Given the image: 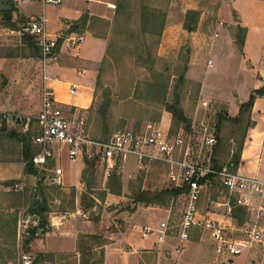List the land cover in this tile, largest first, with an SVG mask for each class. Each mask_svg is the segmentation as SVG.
<instances>
[{"label":"rangeland","instance_id":"rangeland-1","mask_svg":"<svg viewBox=\"0 0 264 264\" xmlns=\"http://www.w3.org/2000/svg\"><path fill=\"white\" fill-rule=\"evenodd\" d=\"M124 1L131 3L135 26L138 24L137 16L142 1L162 9L166 13L159 42L156 45L152 44L150 48L152 66L150 63L142 66L137 65L135 58L122 53L120 47L122 44L121 26L114 25L113 20L116 6ZM10 5H13L11 21L14 22L17 29H11L8 26L4 14L0 11V110H13L35 115L36 104L40 100L42 65L38 57L29 56L31 49L28 42L22 41L23 36H29L23 32V26L29 18L19 13L17 6L22 10L28 9L31 14L36 15L40 13L41 5L33 2L20 4L12 1ZM188 9H195L199 12L197 26L191 32L183 27L184 13ZM85 12L89 15L103 17L107 23L89 18L85 26L71 30L72 32L82 31L85 33L84 45L80 49V58L76 59L78 60L77 64L73 65V68L64 77L56 64L47 63L46 73L51 77L55 75L60 77L61 84L60 86L55 84L53 91L57 101L63 98L62 95L65 93L70 96L72 101H75L74 99L81 92L82 87H89L94 82L93 99L90 105H93L94 109L97 108L104 101L105 95L109 96L110 104L106 110L105 120L94 110H87L88 107L80 110L71 109L73 113L68 112L69 109L65 108V114L73 115L71 116L73 118L82 115L86 120L90 136L96 138L106 137L105 134L111 135L119 130L142 129L147 123L160 126L170 134L182 132L184 136L188 137V140L194 141V154L201 149L200 157H205L207 148L200 142L203 132L206 130L216 137L217 113L225 110L229 116H235L238 110L236 105L239 106V102L241 103L244 98H247L244 96L253 81L249 75L252 74V71L250 73L248 68V55L250 58L254 56L257 60L260 57L264 58V30L257 33L256 38L261 36V40L255 41V38L252 37V42H250V39L248 41L245 39L247 32L242 26L243 22H248L253 27H264V0H62L60 4L47 3L43 6L47 31L65 33V30L74 25L78 17ZM220 21L223 23L222 25L219 24ZM254 32H252L253 35H256ZM101 33L105 35V38L94 39L97 34ZM242 35L244 40L240 43L239 39ZM110 40L112 46L109 58L99 66L97 62H100L104 56L106 45ZM95 47H97V52L103 48L101 58L92 66L82 63L83 57L91 50H95ZM210 59L212 64L209 66L208 60ZM184 65L187 67L184 71L186 82L180 89V105L190 120V127L185 128L181 125L176 130L170 126V113L165 111L162 105L147 102L139 96L140 93L133 95V91L136 85L139 86V90H142L143 81L150 76V67H153L154 70L164 71L170 76L166 99L171 100L173 85L179 75L178 72ZM79 67L84 70H81L82 76L76 74ZM64 81L79 84L75 90L76 93L70 94ZM202 84L204 88H202ZM158 112L161 113L160 118L153 121L152 118ZM103 124H106L109 132L102 131ZM233 128L234 126L230 122H225L218 133L220 142L217 157L221 162L226 161L228 155L235 150L236 141L239 138L236 134L243 133L244 141L249 135L250 127L245 132L234 131ZM8 131L7 129L0 133V155L9 152L11 157L17 158L20 144L15 138L3 136ZM14 131L17 130L14 129ZM49 160V166L44 168L46 178L56 166L53 159ZM113 171L118 178L111 179ZM85 177L91 187L86 189L84 184L81 195L88 191L86 193L93 199L97 197L100 201L98 204L95 202L92 215L99 217L100 213L109 212L106 218L111 222L115 220L117 214L123 211L128 213L131 205H136L131 195L138 187L153 190L174 186L169 181L168 167L164 163L148 160L139 163L134 155H128L107 176L104 166L95 163L94 171H86ZM35 179L33 175L22 174L15 180L18 184L16 189H14L15 183L3 186L4 184L1 182L0 189H9L20 194L19 187L23 185L24 207L27 208L29 200L33 198L31 196L33 186L31 185ZM110 185L120 187V192H110V188H108ZM211 189H208L202 198L201 207L204 210L222 207L212 204L211 201L222 202L226 195L225 189L218 180L213 183ZM213 194L216 195L213 197ZM70 195L69 189L64 190L49 184L47 192L49 209L56 210L61 216L60 212L70 209L67 207L71 200ZM28 196H31L29 200ZM55 197H59V202ZM5 199V194L0 193V204ZM36 200L39 201V196L36 197ZM183 200L181 197H177L168 206L156 205L162 208H141L137 217L142 223L145 220L159 223L165 217L163 209L168 208L173 224L181 216ZM117 221L119 222V219ZM133 226L142 225L134 223ZM172 241L174 247L178 241L177 239ZM209 241L214 246V240L209 238ZM182 245L185 246V242H182ZM173 247L171 248L173 249ZM243 251L245 249L238 255ZM13 260L15 264H19L18 250H16ZM66 261L69 262L68 264H72L70 258ZM190 261L192 262V259Z\"/></svg>","mask_w":264,"mask_h":264},{"label":"built area","instance_id":"built-area-1","mask_svg":"<svg viewBox=\"0 0 264 264\" xmlns=\"http://www.w3.org/2000/svg\"><path fill=\"white\" fill-rule=\"evenodd\" d=\"M26 4L28 2L41 5L40 13L29 18L23 26V32L32 36L39 51V61L42 65L40 109L35 114H25L13 110H0V133L10 128L22 133L31 132L36 128L38 133L32 135V141L39 145V151L31 158L33 164L47 168L49 159L64 150L69 159L78 157L94 160L104 166L105 175L110 172L128 155L137 157L139 163L146 160L159 161L168 167L169 181L174 186L187 185L188 192L183 200L180 218L172 224L170 216L161 221L157 227L149 225L137 226L142 237L154 236V245L158 246L167 239L170 229H175L178 243L173 247L175 255L184 249L191 229H198L207 234L215 243V251L220 256L226 253L228 257L238 255L242 250L253 245L259 246L264 256V227L259 225V219L264 215V180L256 176L230 171L226 166L216 169L211 163L212 147L215 136L203 132L200 142L206 146L205 157L201 158L200 150L193 152L194 141L188 140L182 132L170 134L160 126L147 123L142 129L119 130L113 132L107 139H97L90 136L86 120L82 115L71 117L64 113L54 97L52 88L48 85L50 76L46 73L47 63H58L62 55L80 56L85 33H50L46 28V17L43 13L44 4H60L62 0H10ZM220 25L223 23L220 21ZM217 35V34H215ZM211 59L208 60L210 66ZM78 76L82 75L77 70ZM58 78V76H56ZM68 90L74 94L76 85L69 83ZM208 175L214 176L227 190V212L230 211L229 198L233 196L235 203L246 206L253 215L250 225L240 237L231 238L226 234L225 225L213 218L199 213L198 200L202 182ZM47 182L63 185L62 168L55 166ZM18 185L15 184L14 189ZM23 189V185L19 187ZM62 217L80 216L87 218L89 212L82 208L66 209L60 212ZM34 215L24 206L17 217V245L19 264H33V256L22 249L28 229L32 227ZM9 264H14L10 262Z\"/></svg>","mask_w":264,"mask_h":264},{"label":"crops","instance_id":"crops-1","mask_svg":"<svg viewBox=\"0 0 264 264\" xmlns=\"http://www.w3.org/2000/svg\"><path fill=\"white\" fill-rule=\"evenodd\" d=\"M82 6L84 7L85 5ZM17 8L18 12L25 17L31 18L34 16L30 13V11H28V9L22 10L18 6ZM103 12H105V10ZM243 23L244 24H242V26L245 27L247 32V35L245 36L247 41L250 39V42H252V37L255 38V41L259 39L261 40V36H258V38L256 37L258 32L264 30V27H253L252 24L248 22ZM253 31H255L254 34L256 35H253ZM94 39L100 38L96 37ZM83 45L84 42L82 47ZM102 49L103 48L97 52V47H95V50H91L87 55L84 54L85 56H82L84 58L82 63L90 64L92 66L93 63L97 62L101 58L103 54ZM77 58L80 57H72L65 53L62 55L59 62L56 63V66L57 68L59 67L62 76H67V72L73 68V65L77 64ZM247 61H249L248 68L250 73L252 71V74L249 75L253 81L244 97H247L252 89L258 88L264 83V58L260 57V59L257 60L254 56H251L250 58L248 55ZM78 69L84 71L81 67ZM59 80L60 77L57 78L56 75L52 77L50 76L48 79V85L53 91L55 89V84L60 86L61 81ZM69 83H74L76 85V89L79 87V84L75 82L64 81V84L67 86H69ZM93 83L89 87H82L81 92L74 99L75 101H72L70 96L66 93L65 95H62L63 98L60 100L58 99V103L62 110L65 111V108H67L69 109L68 112H71V109L80 110L89 107L93 99ZM202 88H204L203 84ZM245 99L246 98H244V100ZM237 106L238 105H236V108L238 109ZM36 107L37 113L40 109V100L36 104ZM250 116L252 124L249 128V135L243 143L240 154V163L236 170L240 173L256 176L259 179L264 180V96H257L255 98ZM34 143L35 142L32 141V144L36 145V143ZM19 144L20 154H17V158L13 156L11 157L9 152H5L6 154L2 153L0 155V182L8 183L4 185L2 184L3 186H10L12 181L17 180L20 175L25 174V163L22 160V146L21 143ZM53 160L55 162L54 165L62 168L63 185L58 187H61L64 190L69 189L71 192V200L67 207L70 209L81 208L79 199L82 191L84 190L85 184L82 177L86 167L84 158L78 157L76 159H69L63 150L61 153H56ZM35 178L36 179L34 180L33 185H31L33 186L31 196H33L36 200V197L39 196V192L41 191L42 193H45L47 197L49 184L51 183L46 182L45 180L43 183H39V178ZM215 181H217V179L212 182L207 181L201 184L200 196L198 200L199 213L206 217L221 221L226 227L227 236L231 238L240 237L244 230L250 225L253 215L246 207L248 215L242 224H238L237 221L230 216V211L227 212L226 202L228 201V193L223 186L222 187L226 192L223 201H211L212 204L221 205L222 207H213L215 208L213 210H204L201 207L202 198L205 196L207 190L211 189ZM15 184L18 185L17 183ZM34 190H36L35 196ZM20 191L21 193L18 194L17 192L9 189H0V193L5 194L6 198L5 201L0 204V264H9L10 262H13V259L16 256V250H18L16 233L17 217L21 207L24 206L25 197L24 188ZM214 195L216 194H213V197ZM31 196L27 197L28 200ZM58 198L59 197H55L57 200ZM94 200L97 204L100 202L97 197ZM141 208L154 209L162 207L142 204L131 205L130 212H120L117 214L113 222L106 218L109 212L100 213V216L97 217L98 220H96L90 216L87 218L80 216L62 217L56 212V210L49 209L46 212L48 230L41 235L44 238V249L41 250L43 252L41 264H68L69 262L66 261L68 258L71 259L72 264H79L80 253L77 250L78 237L82 234L100 233L107 238V242L100 247L93 248V250L102 248L103 256L101 264H264V256L257 245L246 248L245 251L237 256L228 257L226 253L219 256L215 251L216 243L212 246L213 244H210L209 241L210 237L198 229L190 230L188 240L185 242L184 249L180 255H175L173 253V249L171 248L173 247L172 240L176 239V232H174L175 230L173 229L169 230L167 239L164 243H160L158 246H155L153 244V235L142 237L140 232L137 230V226L133 225L136 223L157 227L161 221L170 216L169 209H163L165 217L162 218L159 223L146 220L142 223L137 217L138 212L140 214ZM93 212L91 214H93ZM33 215L34 222L32 227H37L39 217L35 213ZM117 219H119V222ZM258 222L259 225L264 227V215ZM111 226L115 230L110 232L107 228ZM40 230L41 228H39V231ZM191 259L192 262L190 261Z\"/></svg>","mask_w":264,"mask_h":264},{"label":"trees","instance_id":"trees-1","mask_svg":"<svg viewBox=\"0 0 264 264\" xmlns=\"http://www.w3.org/2000/svg\"><path fill=\"white\" fill-rule=\"evenodd\" d=\"M9 3L11 4V1L9 0ZM5 11L2 12L4 14V19L6 20V23L8 26H10L11 29H17L14 22L11 21V12ZM130 2H120L115 9V15L113 24L121 26V50L123 54L130 55L133 58H135V63L137 65H147L150 63L152 66V55H151V45L158 44L159 38L164 26L165 22V11L153 6H150L145 1H142L139 6V15L137 16L138 24L135 26L133 23V12ZM199 12L195 9H188L184 13V21H183V27L187 31H193L197 26V20H198ZM97 20L98 22H105L106 19L103 17L97 16V15H89L87 12L82 13L74 25L67 28L65 30V33L72 32L71 30H75L78 27L85 26L88 19ZM242 30V29H241ZM244 31V30H242ZM96 37L105 38L104 34H97ZM244 40V36L242 35L239 39V42L241 43ZM23 42H28V45L31 49V53L29 56L32 57H39V51L38 47L36 45V42L32 36H23L22 37ZM112 41H108L106 45V50L104 53V56L100 60V62H97V64H100L106 62L109 58V52L111 51V45ZM110 48V49H109ZM145 58L146 60H144ZM150 61V62H148ZM186 65L182 68V70L179 73L176 82L173 85V91H172V99L167 100L166 99V93L169 87L170 83V76L165 73L164 71L160 70H154L153 67H150V76L146 78L143 81V88L142 90H139V86L136 85L135 90L133 91V95H137L140 93V97L144 98L147 102L150 103H159L162 105L163 109L170 113L171 123L170 126L174 127L176 130L178 127H181L183 125L185 128L190 127V120L185 115L181 105V94L180 89L182 85L186 82V78L184 77V71L186 70ZM144 92V94H143ZM257 96H264V83L255 89H252L249 94L247 95V98L239 103L238 110L235 116H229L227 114V111L218 112L216 115V122H215V132H216V138L218 140L215 141L212 147V156H211V163L213 167L216 169H220L223 166H226L230 171H235L240 163V154L244 143V134H236V136H239V138L236 141L235 150L228 155V159L226 161H219L217 157V153L219 150V131L221 129V126L225 122H230L234 128V131H242L245 132V130L251 126L252 120L250 116L251 108L254 103V100ZM110 104L109 96L105 95L104 101L101 102L97 108L94 109L93 105H90L87 110H94L95 113H97L102 119L105 120L106 117V110ZM161 116V113H156L155 117H153V121L159 119ZM172 128L170 127V130ZM134 130V129H133ZM137 130V129H135ZM102 131L105 133L109 132L108 128L106 127V124H103ZM172 131V130H171ZM236 132V133H238ZM38 131L36 128H33L31 132L22 133L20 131H14V129H10L7 133H4L6 137L15 138L19 143H21L22 146V160L24 161V173L27 175H33L35 177L39 178V183H43L46 177L44 176L45 169L39 167L38 165L33 164L31 158L34 154H36L39 151V145H33L32 144V135H36ZM235 134V133H234ZM106 137H97V139H107L110 135L105 134ZM109 135V136H108ZM94 137V136H93ZM96 138V137H94ZM35 144V143H34ZM36 150V151H34ZM50 161V160H49ZM86 167L83 172V179L86 184V189L90 188V182L85 178V173L88 170L94 171L95 167V161L94 160H88L84 159ZM49 166V163H47V167ZM112 178H118L115 174V171L111 173V179ZM216 180V178L212 175H208L204 179H201L200 182L205 183L207 181L212 182ZM11 182V181H10ZM11 183H16V181H12ZM8 184V183H3ZM110 188V192L112 193H119L120 187H113L112 185L108 186ZM88 191H85L81 195L80 198V205L81 208L87 212H89L94 204L95 201L93 197H91L88 193ZM188 192L187 185H180V186H173V187H165L162 189H141L137 188L135 191H133L131 197L134 203L136 204H145V205H160V206H168L169 203L177 198L181 197L182 200L186 196V193ZM44 196V208L40 209L38 207L37 210H29L28 206L27 209L32 214H37L38 219V226L37 227H31L28 229V235L24 238L22 246L25 252L31 254L33 256V264H41V260L43 259V252L41 250L44 249V238L41 236L45 232H47V216L46 212L49 210L48 204H47V197L45 193H42ZM38 202V200H36ZM229 204H230V216L237 221L238 224H242L243 221L246 219L248 215V211L246 209V206L238 205L235 203V199L233 196H230L229 198ZM131 209V207H130ZM91 218H94L96 220L97 217L95 215H89ZM45 219L43 222L42 219ZM41 230L39 231V228ZM108 231H114L115 229L113 227H108ZM107 242V238L103 236V234H82L78 237L77 240V250L80 253V260L79 264H101L102 263V256H103V250L102 248H98L97 250H93V248L100 247L103 244Z\"/></svg>","mask_w":264,"mask_h":264},{"label":"water","instance_id":"water-1","mask_svg":"<svg viewBox=\"0 0 264 264\" xmlns=\"http://www.w3.org/2000/svg\"><path fill=\"white\" fill-rule=\"evenodd\" d=\"M12 9V6L9 3V0H0V11L5 12V11H10ZM45 181L47 182V180L45 179ZM36 195V190H34V196ZM45 206L44 204V196L42 194V192H39V201L37 202L34 197L31 198L28 202V208L29 210L33 211V210H37L38 207L40 209H43ZM93 212V209H91L89 211V214H91ZM42 221L44 222L45 219L43 218Z\"/></svg>","mask_w":264,"mask_h":264}]
</instances>
